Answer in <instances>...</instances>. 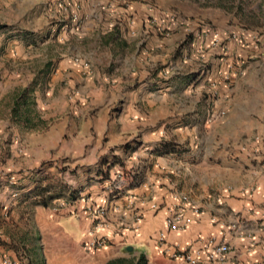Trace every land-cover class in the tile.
<instances>
[{"label": "crops", "instance_id": "obj_1", "mask_svg": "<svg viewBox=\"0 0 264 264\" xmlns=\"http://www.w3.org/2000/svg\"><path fill=\"white\" fill-rule=\"evenodd\" d=\"M70 2L74 7L64 11L63 19L79 22L74 34L81 37L93 36L108 22L124 26L115 28L119 33L113 38L122 43L134 27L139 28L137 34L142 24L146 27L142 21L146 6L139 3ZM40 3L49 7V18L55 16V0H0V26L14 35L20 29L24 7ZM153 43L156 48L163 44L157 39ZM194 44L191 47L196 49ZM137 45L133 55L123 60L119 76H125L124 86L120 78L110 86L105 75L97 77L95 84L86 82V96L93 99L84 108L73 102L69 106L66 98L60 106L36 100L42 111L36 112L40 128L33 126L31 116L27 123L14 116V93L21 81L0 57V256L16 264H109L129 258L137 264L140 256L145 264H185L170 254L190 246L202 249L205 240L215 238L230 245L226 264H264V244L249 248V241L236 236L231 227H243L257 240L264 237V162L259 161L264 148L249 149L243 142L254 128L250 124L264 123V110L260 99L252 95L240 101L235 98L243 90L252 94L258 87L264 97V79L254 84V78L264 72V51L262 58L253 59L252 52L228 44L221 50L226 59L217 60L215 73L213 69L206 72L199 85L194 86L201 75L188 85L156 82L153 86L140 81L146 73L134 71L136 59L146 60L152 45L141 50ZM193 72L185 69L180 75L194 79ZM218 74L231 81L214 111L210 100L201 97L209 92L204 82ZM115 104H120L119 111L110 114ZM226 108L234 112L233 117L209 120L210 114ZM250 150L260 151L257 162L250 161ZM62 171L75 174L63 175ZM100 171L136 176L120 197L112 199L101 191ZM61 179L67 180L63 191L54 188L42 196L34 194L38 187ZM78 191L107 209L103 228L94 231L80 202L53 211L61 202L71 203ZM14 192L16 198L10 196ZM178 196H187L201 212L185 231L167 232L164 221L168 210L179 205ZM152 203L159 209L151 210ZM136 215L142 219L134 225ZM121 226L126 229L120 232ZM160 233L165 236L163 244ZM100 238L107 240L103 248L93 252L83 248L86 242Z\"/></svg>", "mask_w": 264, "mask_h": 264}, {"label": "rangeland", "instance_id": "obj_2", "mask_svg": "<svg viewBox=\"0 0 264 264\" xmlns=\"http://www.w3.org/2000/svg\"><path fill=\"white\" fill-rule=\"evenodd\" d=\"M122 1L123 5L142 4L146 6L144 10L147 11L146 17L142 20L146 23V27L142 24V31L138 34L136 32L138 27H134L132 32L130 31L129 38L122 40V43L116 41L117 38H113L114 34L119 33L124 26H110L108 22L100 26L96 32L94 31L91 37L74 34L76 28L80 26L79 22L72 21V18L63 19L64 11H68L69 6L74 7L70 0H55V6L52 7V13L55 16L51 18L48 17L51 13L49 7H44L42 3L36 6H25L23 11L26 12L22 13L20 29L14 35L10 29L0 26V57L3 58L6 69L18 75L21 81V86L15 90L14 98L16 100L17 96L24 94L28 99L27 116H31L34 121L33 126L41 127L36 112L42 111L37 108L36 100H42V103L47 106L50 104L60 106L63 98H66L65 101L69 103V106L73 102L81 109L89 103L90 99H93L92 96H86L88 94L85 91L86 82L91 80L95 84L97 77L102 79L101 76L105 75L110 86L116 85L119 78L120 86H124L125 76H119L124 69L123 60L133 55L137 43H141L137 45L139 50L147 45L152 47L147 52L146 60L140 57L134 62V71L146 73L144 79H136L135 87L138 85V80L143 83L149 82L153 86L156 82L188 85L201 75L194 85L197 86L207 75L206 72L210 73L213 69L215 73L217 60L226 59L221 54V50L223 47H228V44L229 46L238 45L243 50L252 52L257 56L253 59L262 58L260 52L264 51V0ZM82 20L83 18L80 21ZM65 22L70 23L66 25ZM116 27L119 28L118 31L115 30ZM202 36L204 38L201 40ZM214 37L218 38V43H213ZM156 39L163 43L157 48L153 46V41ZM193 42L196 43L194 44L196 49L191 47ZM212 58L215 62L211 61ZM74 64L79 66L80 70L75 69ZM185 69L194 70L190 75L195 76L194 79L180 75ZM259 73L258 77L254 78V84L264 79V72ZM158 74L161 76H157ZM230 81V78H223L219 74L214 75L211 82H204L209 92L202 94L201 100H210L209 105L215 111L218 107V103L215 104V102L221 99ZM262 87L264 88V84ZM260 88L251 91L252 94L243 90L235 95L236 101L252 95L260 99L261 109L264 110V97L261 98ZM84 91L85 94L82 93ZM219 94L220 97H218ZM51 99L52 103L48 102ZM231 100H233L232 97ZM119 107L120 104H115L109 113H117ZM223 111L221 116V111L210 116L216 119L223 117L230 119L234 115V112H228V108ZM192 112L195 113V110ZM191 122L196 121L193 119ZM250 126L254 128H250L248 134H245L243 140L245 147L264 148V123H254ZM170 129L171 126L167 125L166 132L170 133ZM201 129L198 127V132H201ZM258 152L260 151H251V158L248 157V159L250 158L251 162H257ZM259 155V161L264 162V154ZM62 174L73 176L75 173L62 171ZM66 181L52 180L49 185L61 192ZM129 261L131 258L124 264H135L134 261L132 263Z\"/></svg>", "mask_w": 264, "mask_h": 264}, {"label": "built area", "instance_id": "obj_3", "mask_svg": "<svg viewBox=\"0 0 264 264\" xmlns=\"http://www.w3.org/2000/svg\"><path fill=\"white\" fill-rule=\"evenodd\" d=\"M152 23H155L152 21ZM213 43H218V38L214 37ZM76 62H78L76 60ZM223 113H220V116ZM216 118L212 117L211 121ZM101 178L98 180L101 186V191L108 198H118L122 195L123 191L126 188V185L133 181L136 174H124L123 172H116L113 175L107 174L106 172L100 173ZM10 183L13 182V177H10ZM18 196L17 192L12 194L13 198ZM128 198L132 200L133 198L128 195ZM179 205L168 210V215L165 218L164 224L167 232H182L185 231L188 227L194 222L193 217L200 214V208L193 205L187 196H178L176 197ZM80 202L84 205V212L86 216L92 221L94 226V231L103 228L106 224L107 209L103 206L95 204L90 196L83 195L81 191L76 192L75 199L71 202H61L56 207L53 208V211H56L58 208L75 205V203ZM150 209L156 211L159 209L157 204H150ZM141 215H136L133 218L134 225L138 224L141 221ZM233 233L238 236L245 238L249 241V248L256 247L260 244H264V237L261 240H257L251 232L247 229L237 225H232ZM125 227L121 226L119 228L120 232L124 230ZM128 228V227H127ZM126 229V228H125ZM264 236V229H261ZM164 234H159V242L163 244ZM107 245V240L100 238L93 241H88L83 245V248L86 251H96ZM231 248L227 242L218 241L215 238H209L205 240L203 248L201 249L198 246H190L188 249L183 252L177 253L172 252L170 256L172 258H178L185 264H226L227 255L230 253ZM0 264H16L7 257L0 256Z\"/></svg>", "mask_w": 264, "mask_h": 264}, {"label": "trees", "instance_id": "obj_4", "mask_svg": "<svg viewBox=\"0 0 264 264\" xmlns=\"http://www.w3.org/2000/svg\"><path fill=\"white\" fill-rule=\"evenodd\" d=\"M28 105H29V101H28V99H26L24 94L16 97V100L14 103L13 114H14V116L16 115V117L23 119L25 123L28 122V118H27V112L29 111ZM51 189H53V187L49 184L45 185V186H41V187H38L37 189L34 190V192H35L34 194H36L38 196H42V195L48 193L49 190H51ZM42 205L45 206L46 203L42 202ZM132 261H134V260L131 259V261H129V263H132ZM125 262H127V260H119V261L112 262L109 264H124ZM145 263L146 262H145L143 256H140L137 264H145Z\"/></svg>", "mask_w": 264, "mask_h": 264}]
</instances>
